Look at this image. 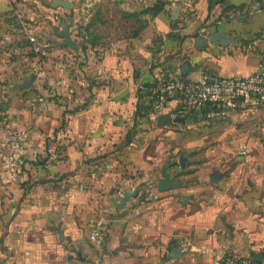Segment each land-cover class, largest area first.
<instances>
[{
	"label": "crops",
	"instance_id": "0c3cea01",
	"mask_svg": "<svg viewBox=\"0 0 264 264\" xmlns=\"http://www.w3.org/2000/svg\"><path fill=\"white\" fill-rule=\"evenodd\" d=\"M70 2L0 0V264H264V103L181 123L167 117L177 99L150 95L160 80L263 70L264 0H168L102 44ZM7 127L31 131L15 180ZM170 162L177 186L159 192Z\"/></svg>",
	"mask_w": 264,
	"mask_h": 264
},
{
	"label": "built area",
	"instance_id": "2783aa9c",
	"mask_svg": "<svg viewBox=\"0 0 264 264\" xmlns=\"http://www.w3.org/2000/svg\"><path fill=\"white\" fill-rule=\"evenodd\" d=\"M39 59L46 54V49L40 44H35ZM41 62L35 69V79L44 76ZM152 100L158 104L167 98H175L180 106L176 109L178 116H186L195 110H212L216 108L235 109L239 103L251 99L253 105L264 103V69L248 75L220 76L215 73H204L197 81H183L177 78L167 81L160 80L150 86ZM31 131L28 129L14 130L7 127L8 138L5 146V163L8 168V177L15 180L20 170L19 152L24 141L28 139ZM242 148L241 154H245ZM96 231L92 235L96 236ZM212 264H262L251 256H235L224 253L215 257Z\"/></svg>",
	"mask_w": 264,
	"mask_h": 264
},
{
	"label": "rangeland",
	"instance_id": "374dc122",
	"mask_svg": "<svg viewBox=\"0 0 264 264\" xmlns=\"http://www.w3.org/2000/svg\"><path fill=\"white\" fill-rule=\"evenodd\" d=\"M71 1L76 9L69 10L72 17L76 12L81 17L79 26L84 30L92 27L94 39L102 44L118 34L131 36L145 24L147 16L156 15L159 7L163 10L168 0Z\"/></svg>",
	"mask_w": 264,
	"mask_h": 264
},
{
	"label": "water",
	"instance_id": "95a60500",
	"mask_svg": "<svg viewBox=\"0 0 264 264\" xmlns=\"http://www.w3.org/2000/svg\"><path fill=\"white\" fill-rule=\"evenodd\" d=\"M54 7H57L58 5H61L64 8H69L71 5V2L69 0H54V3L52 4ZM174 13H173V19L178 17L179 13V7L176 6L174 8ZM202 40V39H201ZM210 41L211 42H218L220 41L221 43H232L234 40L228 39L225 33H213L210 36ZM202 42H205L202 40ZM175 112V111H174ZM173 112V113H174ZM210 112V110L205 109V110H195L194 115L192 118L188 119L187 121L183 116H176L173 117L172 114L167 115L168 122L174 121V122H181V123H187L189 121H192L195 118H200L202 115H206ZM178 115V114H177ZM173 165V162L168 163L162 170H161V179L158 180L156 186L158 188L159 192H163L172 188H175L177 185L176 183H173V179L170 177L169 173L167 172V169ZM136 195V193H130V192H125L124 195L122 196L121 201L117 204V207L121 208L123 204L125 203L126 200H128L129 197Z\"/></svg>",
	"mask_w": 264,
	"mask_h": 264
},
{
	"label": "trees",
	"instance_id": "16d2710c",
	"mask_svg": "<svg viewBox=\"0 0 264 264\" xmlns=\"http://www.w3.org/2000/svg\"><path fill=\"white\" fill-rule=\"evenodd\" d=\"M162 9H161V7H159V10L157 11V14L161 11ZM216 107H212V110H214ZM212 110H210V111H212Z\"/></svg>",
	"mask_w": 264,
	"mask_h": 264
}]
</instances>
